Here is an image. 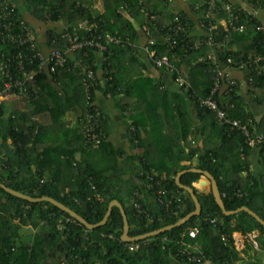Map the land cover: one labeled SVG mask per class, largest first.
<instances>
[{"label":"trees","instance_id":"16d2710c","mask_svg":"<svg viewBox=\"0 0 264 264\" xmlns=\"http://www.w3.org/2000/svg\"><path fill=\"white\" fill-rule=\"evenodd\" d=\"M50 1L25 0V4L33 15L42 21L47 19L55 21L64 14L69 22L86 20L88 23L95 24L97 32L114 34L122 39V44L108 43L106 51L100 55L95 48L85 47L82 51L87 52V56H84L82 60L93 64L96 72L98 67L101 70L97 86L90 87L91 99L94 100L95 90L111 96L120 92L124 93L126 83L122 82L119 68L126 55L133 58L132 50L127 45L132 43L137 35L135 28L120 13L119 8L125 4L129 10L140 13L141 5L138 4V0H103L104 12L101 14L92 12L89 7L83 5L82 1L77 3L76 0H72L67 11L63 10V7L68 0H54L52 4H49ZM163 1L157 0L156 3ZM249 1L264 3V0ZM144 4L147 3L144 2ZM160 6L154 4L153 11L163 14L166 8H163L164 6L160 8ZM205 7L206 0H201L197 8L200 12L199 17L202 16ZM182 13L179 12L184 15ZM215 17L226 19L227 14L224 10H220ZM145 21L151 27L156 39L151 48L159 56L169 55L177 70H185L188 74L184 77L190 82V87L186 90L178 87L179 90L173 92L174 99L178 97L177 103L180 109L178 112V108L173 109V100L167 98V89L160 88L161 84L154 82L152 78L137 76L129 81L131 86L135 83L147 85L146 91L160 94L162 107L167 115V118L159 116L152 102L144 98L145 105L141 114L133 117L131 123L133 129L129 131V137L131 143L140 150L137 156L138 163L134 167V177L125 180L120 174L116 175L115 165L111 164L114 163L116 154L114 151L109 155L108 151L104 150V137L95 149L83 147L85 91L78 69H67L73 60L68 57L67 63L57 68L54 74L60 83L63 82L58 87L61 91L56 89L48 73L39 74L36 76L35 86H32L36 94L28 98L32 109L10 116L7 134L0 129V182L33 197L54 198L91 224L99 222L106 212L108 202L116 199L121 203L126 214L128 234L137 236L172 224L194 209V202L190 195L175 183V176L179 171L194 167L208 171L215 178L227 210L246 206L264 220V194L261 190L263 185L250 173L247 160L250 146L245 142L246 137L238 128L217 124L214 112L201 106L197 101L198 97H206L212 87L211 71L208 72V78L202 85L193 82L190 76L195 66L210 69L206 62L197 61L199 55L205 54L206 48L201 47L198 50L185 52L184 42H180L169 53L163 40V32H156L148 18ZM164 22L160 17L156 21L158 25ZM237 22L242 23L244 29L229 31L225 25L219 27L216 39L226 34L229 37L227 42L229 49L223 46L216 52L221 65L226 64L227 57L238 61L240 57L246 59L248 55L264 53V30L255 28L256 25H260L257 16L242 9L239 11ZM54 36L55 32L48 30V44ZM7 46H0V48H4L6 53H9L11 50ZM78 55L82 58L81 53ZM259 64V70L254 66L251 70L246 69L250 73L251 84L257 87L264 86V61ZM173 77L174 74L171 73V80ZM66 87L72 90L69 95ZM118 87L121 89L120 92L117 91ZM2 90L3 80L0 77V94ZM236 91L235 85L222 83L215 98L221 106L225 105V111L230 118L238 119L246 124L252 132L250 112L241 107V113L236 111L238 107ZM183 94L197 114L206 118V125H209L211 134H215L220 139L218 146L200 147L184 142L185 137L192 131L189 130L190 122L186 117L187 112L184 109L186 102ZM44 97L48 99L47 102L44 101ZM73 105H80L82 110L80 127L70 130L76 132L74 140H79L80 157L75 159L73 151H69L68 148L65 149L68 151L64 150L62 155L55 152L46 154V150L42 148L37 152V162L34 163L24 150L25 145L27 142L35 144L40 140V136L47 135L48 126L39 125L31 119V116L43 111L50 112L49 126L52 130L55 129L56 124L64 126V122L60 119L64 110L62 106L71 108ZM175 111L178 115L175 120H178L179 124L174 126L176 130L173 134L166 133L164 132L165 122L171 124L175 117L172 113ZM7 137L19 146V152L23 155L21 161L18 160L15 163L16 165L12 164L15 156L13 150L6 144ZM185 143L186 146L183 145ZM70 147L71 145L69 149ZM142 148L143 151H141ZM152 148L157 151L153 157L150 156ZM95 156L104 160L101 161L103 166L94 163L92 158ZM110 169L114 173H107ZM243 172H245L244 175H242ZM201 176V173L189 170L180 176V182L191 187L197 196L201 205L199 215L191 217L178 227L131 242L121 240L123 219L116 206L112 207L104 225L87 230L47 201L28 202L0 188V264H206V261L209 264H233L239 260L233 233L247 235L254 231L257 232V248H253L251 243L245 245V248L254 251L249 262L260 264L261 257H264V227L244 211L224 215L211 192L200 193L194 186ZM161 188L165 190V194L161 195L163 200L170 199L167 205L158 200L157 190ZM135 203L140 205L145 214L137 212ZM64 218H69L70 221L63 222L60 228L59 220L63 221ZM211 219L216 221L211 222ZM192 226H197L198 229L193 238L187 234ZM24 227L31 228L33 232L24 234L22 232ZM126 244H136L137 248L129 250ZM183 244L199 246L200 260L189 261L186 255H181L180 250L184 249Z\"/></svg>","mask_w":264,"mask_h":264},{"label":"crops","instance_id":"0c3cea01","mask_svg":"<svg viewBox=\"0 0 264 264\" xmlns=\"http://www.w3.org/2000/svg\"><path fill=\"white\" fill-rule=\"evenodd\" d=\"M11 1L16 6V11L19 18H21L30 28L32 33L35 35L39 47L43 51H47L48 30H52L56 35L62 24L72 23L67 21L64 14L60 15V17H58V19L55 21H51L50 19L42 21L41 19L33 15L31 10L26 6L25 0ZM53 1L54 0H51L49 4H52ZM71 1L72 0H68L64 4L63 10H68V6ZM76 1L77 3L82 1L83 5L85 7H89L92 12H97L99 14L104 12L103 0ZM144 2L147 3L146 6H148L152 10L154 9V4L161 5L160 8L162 6H164L163 8H166L163 14L156 11V13L158 14V18L160 17V19L165 21L164 24L170 20L171 15L183 12L184 15L188 18V24L190 25L188 27L190 36L195 38L201 33L198 26V18L200 16V12L197 9L201 0H164L161 3H156L157 0H144ZM233 2L244 10L254 13V15L257 16L258 20L260 21L262 29L264 30V3L261 4L258 2H250L249 0H233ZM119 11L125 16V18H127L131 22V25L135 28V32L137 35L136 39L133 40L130 45H127L132 50L133 58L124 55L125 60L121 61L119 68V70L121 69L120 76L123 78L122 82L126 83L125 91L124 93L120 92L121 89L118 87L117 91L120 93L111 96L110 94H103L100 90H95L94 102L98 105L102 112L101 128L104 134V150L108 151L107 153L109 155L114 153L115 151L116 159L114 160V163H111L112 166L115 165L114 171L116 172V175L120 174L122 179L128 180L134 177V167L138 163L137 156L140 152L138 147L131 143L129 131L133 129L131 125L133 117L137 114H141L143 106L145 105L143 99L147 98V100L151 101V104L156 107V111L159 113V116L161 115L163 116V118H167V115H165L164 109L162 107V99L160 94H152L146 91L145 88L147 85L145 86L135 83L131 86V84H129V81H132L137 76L152 78L154 82L161 84L160 88L165 87L167 89V98L168 100H173V109H179V104L177 103L178 97H176L177 99H174L173 96V92H176L179 89L166 72L162 71L161 69L155 68L152 65L145 51L142 49V46L146 42V36L143 32V26L146 24L145 20L147 19L143 12L140 10V13H135L134 11L129 10V8L125 4H122L120 6ZM218 23L220 26H224L225 19L223 17H218ZM126 53H128V51H126ZM97 54L100 55L99 52ZM182 70L181 72L183 76L188 74L185 70ZM227 71L229 72L230 77L234 79L237 89V113H241L240 107L249 111L251 114V134L253 135L255 133H264V86L257 87L252 85L250 82V73L246 69L240 70L231 68ZM208 72L210 73V69L195 66L194 69L191 70L190 76L193 82L197 84L200 83L202 85V83H204L208 78ZM97 73L101 75L100 67H98ZM56 79L58 80V82L56 81L57 83L53 80L52 82L57 89L61 84H63V82L60 83V80L57 77ZM66 88L69 95L72 90L69 87ZM169 92L171 93V95ZM186 98L187 97L185 96L184 100L186 102V105H184V109L187 112L186 117L190 122L189 130H191L192 133L188 134L185 137L184 142L196 144L200 147L204 145L206 147L218 146L220 144V139L217 138L215 134H211L209 125H206V118L200 117L194 110L192 104L189 103ZM44 101L47 102L48 99L44 97ZM0 104L2 106V114L0 115V129L3 130L6 134L9 132L10 116H12L13 114L18 115V113H24L32 109V104L27 97H21L15 94H0ZM171 107L172 105L170 104V108ZM62 108L64 110L60 116V119L64 122V126L61 127L56 124L55 129L52 130L49 126L51 124L50 112L43 111L31 116V119L37 122L39 125L49 127L46 128L48 132L47 135L40 136V140H38V142H36L35 144L27 142V144L25 145L24 150H26L27 154L32 158V161L34 163L37 162V152L42 148L46 150V154L55 152L56 154L60 155H62L64 153V150L68 148L69 151H73V156L75 159H78L80 157L78 148L79 140H74L76 132L70 130H74L80 127L79 121L82 113L81 107L80 105H73L71 108H67L66 106H62ZM178 112H180V109L178 110ZM172 114H175L174 119H172L173 121L171 122V124L165 122L164 126V132H170L171 134H173V132L176 130L174 126L179 124L178 120H175L176 117L178 118L176 111ZM143 132V134H145V131ZM69 139H71V143H69ZM136 142L137 141H135V143ZM180 142L184 143L182 140H180ZM6 144L14 152L15 157L12 164L16 165L15 163L18 160L21 161L23 157V155H21V153L19 152V146H16L12 142L10 137L6 138ZM69 145H71L70 149ZM183 145L186 146L187 144L185 143ZM186 148L187 147H185V149ZM141 151H143V148L141 149ZM156 154L157 151L152 148L150 156L153 157ZM263 157L264 156H262L260 149L257 146H250L247 156L249 170L252 176L257 177L258 181L262 183L263 187H261V190L264 194ZM92 160L94 161V163L103 166V163H101V161L104 160H100V157L95 156L92 158ZM107 173L114 172L112 169H110ZM244 174L245 172L242 173V175ZM194 186L200 193L210 192V182L203 175L200 177L198 182L194 183ZM22 232L24 234H29L33 232V230L29 227H24L22 229ZM254 234L257 235V232L254 231ZM233 237L235 240L236 248L239 252V260H237L233 264H250L251 262H249V260L250 258H252L254 251L245 248V245L250 243L248 238L246 237V235H243L239 232H234ZM262 263H264V257H261L260 264Z\"/></svg>","mask_w":264,"mask_h":264},{"label":"built area","instance_id":"2783aa9c","mask_svg":"<svg viewBox=\"0 0 264 264\" xmlns=\"http://www.w3.org/2000/svg\"><path fill=\"white\" fill-rule=\"evenodd\" d=\"M141 5L140 10L149 19L151 26L156 32H163V40L165 41L169 53L180 43L184 42L183 50H198L201 47L206 48L205 54L199 55L198 62H206L212 72V87L206 97H198L199 104L206 109L214 112L215 119L219 125H229L231 128H238L246 137L245 142L249 146H257L264 156V133L251 134L246 124L241 123L238 119H232L225 111V105L222 106L215 98L216 93L220 90L221 84L235 85L234 80L230 77L228 69H249L254 66L257 70L260 68V62L264 61V53L251 54L246 59L239 58L234 61L231 57L226 58V64L221 65L217 57V50L223 46L229 49L227 42L228 35H224L220 39H216L219 34L218 18L216 13L224 10L227 14L225 19L226 29L229 31H241L244 29L242 23H238L239 11L243 8L236 6L233 0H206V7L202 11V16L198 18V26L200 28L199 36L193 38L189 33L188 18L185 15L173 14L170 20L162 25L156 23L158 14L144 4V0H138ZM244 10V9H243ZM254 15V13H252ZM256 29H262L261 24L255 26ZM228 31V32H229ZM143 32L146 36V42L142 46L148 59L155 68L161 69L169 76L174 74L173 82L177 87L183 90L189 89V83L183 76L182 72L177 70L169 55H157L155 50L151 48L156 42L152 34L151 27L148 24L143 26ZM187 34V35H186ZM186 35V36H185ZM122 39L110 33H99L95 24L88 23L86 20L77 21L76 23H65L60 26L57 34L51 38L47 46V51H43L27 24L19 18L16 6L11 0L0 1V46L8 45L11 51L6 53L4 48H0V77L3 80L2 93L15 94L21 97L29 98L36 94L35 88L36 76L42 73H48L54 82H58L54 77L57 68L67 63L68 57L73 58L71 65L67 68L72 70L77 68L78 74L82 76V82L85 91L86 106L84 111L85 121L83 123V147L86 149L97 148L103 137L101 128L102 112L98 105L91 99L90 87L97 86L99 82V74L93 69V64L83 59L87 56V52L82 51L85 47L95 48L99 53L106 51L108 43L122 44ZM130 45V44H129ZM81 53L82 58L79 57ZM53 74V77H52ZM56 82V83H57ZM192 97V95H189ZM158 200L167 205L170 199L165 201L161 195L165 194L164 189H158ZM138 213L145 211L138 204H134ZM70 221L69 218L59 220V227L63 222ZM216 219H211L215 222ZM197 226L188 229L189 237H195L197 234ZM253 248H257L256 234L251 232L246 235ZM184 249L180 250V254L186 255L189 261H199L201 250L197 245L183 244ZM129 250H135L136 244H126ZM206 263H209L206 261Z\"/></svg>","mask_w":264,"mask_h":264},{"label":"water","instance_id":"95a60500","mask_svg":"<svg viewBox=\"0 0 264 264\" xmlns=\"http://www.w3.org/2000/svg\"><path fill=\"white\" fill-rule=\"evenodd\" d=\"M186 170L193 171V172H199L206 179L209 180V182H210V192L212 193L215 202L217 203V205L219 206L221 212L224 215H232V214L238 213L240 211H244V212L248 213L249 215H251L257 222H259L264 227V220L262 218H260V216H258L254 211H252L251 209H249L246 206H241V207L236 208L234 210H227L225 208V205H224V203L222 201V198H221V195L219 193L216 180L208 171L201 170V169L194 168V167L186 169ZM186 170H181V171H179L176 174L175 183L177 184L178 187L182 188L184 191H186L190 195V197L192 198V200L194 202V209L191 212L185 214L183 217L179 218L177 221H175L172 224L166 225V226H164L162 228H159V229H156V230H152V231H149V232L137 235V236H130L128 234L129 226H128V221H127V218H126V214L124 212V209H123L121 203L118 200H116V199H112V200H110L108 202L106 212H105L104 216L102 217V219L99 222H97V223L91 224V223H88L82 216H80L74 210H72L68 206L64 205L63 203L55 200L54 198H51V197H48V196L33 197V196H30V195L24 194L22 192L16 191V190L6 186L2 182H0V188L3 189L4 191H6L7 193L11 194V195H13V196H15L17 198L26 200L28 202L47 201V202L51 203L52 205L56 206L62 212L68 214L78 224L83 225L87 230H92V229L97 228V227H99L101 225H104L106 223L110 213H111L112 207L116 206V207H118V209H119V211H120V213L122 215V219H123V228H122L121 240L122 241L131 242V241H139L141 239L157 235V234H159L161 232H164L166 230H170V229H172L174 227H178V226L184 224L186 221H188L191 217L197 216V215L200 214L201 205H200V203H199V201L197 199V196L195 195L193 189L191 187H189V186L183 185L180 182V176Z\"/></svg>","mask_w":264,"mask_h":264},{"label":"rangeland","instance_id":"374dc122","mask_svg":"<svg viewBox=\"0 0 264 264\" xmlns=\"http://www.w3.org/2000/svg\"><path fill=\"white\" fill-rule=\"evenodd\" d=\"M95 13V12H94ZM87 22V21H86Z\"/></svg>","mask_w":264,"mask_h":264}]
</instances>
